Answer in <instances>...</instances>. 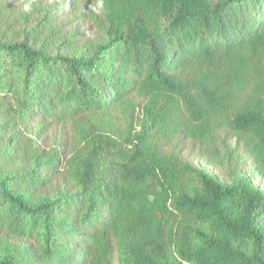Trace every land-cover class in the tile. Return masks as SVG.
<instances>
[{
    "label": "trees",
    "instance_id": "obj_1",
    "mask_svg": "<svg viewBox=\"0 0 264 264\" xmlns=\"http://www.w3.org/2000/svg\"><path fill=\"white\" fill-rule=\"evenodd\" d=\"M26 1L27 29L0 12V264H264V191L167 147L224 132L264 178V0Z\"/></svg>",
    "mask_w": 264,
    "mask_h": 264
},
{
    "label": "rangeland",
    "instance_id": "obj_2",
    "mask_svg": "<svg viewBox=\"0 0 264 264\" xmlns=\"http://www.w3.org/2000/svg\"><path fill=\"white\" fill-rule=\"evenodd\" d=\"M26 2V0H19L18 7L12 10L5 0H0V12H7V14H9L7 16L8 18L10 17V19L16 18L11 26L12 28L17 27L19 28L18 30H23L34 26L35 16H37L38 12L29 11L30 6L26 4ZM25 5H28L27 9ZM4 16L6 17V15ZM60 22H64V27L69 32H75V37L79 38L80 41L93 38L97 34V29L94 26L88 9H65L58 23ZM1 117H3V115L0 113V118ZM37 121L36 118L31 121V128L34 127L38 129L39 125ZM72 124L73 122L54 121L46 128L41 137L36 136L30 131L28 134L32 138L37 137L39 139V142L37 141L38 144L52 146L61 140L68 141L70 139ZM221 137L220 141L214 145L217 151L213 152H210L205 147L199 146L197 143L184 136H180L179 139H173L167 144V147L181 154L184 159L193 165L214 173L220 180L229 184L241 175V173H237L238 170H241L243 174L252 177L258 189L264 191V178L259 175L252 157L244 151L241 143L224 132L221 133ZM230 149H232L234 153H231Z\"/></svg>",
    "mask_w": 264,
    "mask_h": 264
},
{
    "label": "clouds",
    "instance_id": "obj_3",
    "mask_svg": "<svg viewBox=\"0 0 264 264\" xmlns=\"http://www.w3.org/2000/svg\"><path fill=\"white\" fill-rule=\"evenodd\" d=\"M25 8L27 9L28 8V5H25Z\"/></svg>",
    "mask_w": 264,
    "mask_h": 264
}]
</instances>
